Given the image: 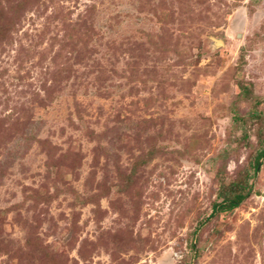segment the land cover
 <instances>
[{
    "label": "rangeland",
    "instance_id": "obj_1",
    "mask_svg": "<svg viewBox=\"0 0 264 264\" xmlns=\"http://www.w3.org/2000/svg\"><path fill=\"white\" fill-rule=\"evenodd\" d=\"M0 264H264V0H0Z\"/></svg>",
    "mask_w": 264,
    "mask_h": 264
},
{
    "label": "trees",
    "instance_id": "obj_2",
    "mask_svg": "<svg viewBox=\"0 0 264 264\" xmlns=\"http://www.w3.org/2000/svg\"><path fill=\"white\" fill-rule=\"evenodd\" d=\"M262 157H263V151H260L255 159V167L258 165L259 160ZM246 195L247 193H243V191L236 192L230 197H224L221 203L215 204L213 207L214 209L219 211L232 210L235 207H237L239 203L242 202V200L245 198Z\"/></svg>",
    "mask_w": 264,
    "mask_h": 264
}]
</instances>
